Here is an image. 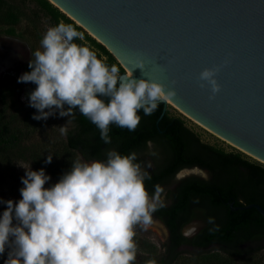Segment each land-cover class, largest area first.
<instances>
[{"label": "clouds", "instance_id": "1", "mask_svg": "<svg viewBox=\"0 0 264 264\" xmlns=\"http://www.w3.org/2000/svg\"><path fill=\"white\" fill-rule=\"evenodd\" d=\"M84 39L82 32L63 21L48 28L40 49L31 53L30 71L17 83L36 85L27 94L28 106L38 113L32 119L46 121L57 113L70 117L59 127L66 134L78 110L108 145L110 125L135 131L141 120L138 112L152 115L175 91L149 79H135L129 69L121 75L90 46L75 42ZM137 68L144 69L142 60L136 61L133 70ZM217 71L204 69L199 74L213 95L220 90ZM52 158L48 155L44 163L50 164ZM137 159L135 152L121 155L109 150L102 161L77 160L50 187H45L51 177L43 168L25 169L21 199H0L6 206L0 214V256L7 249L3 264H136V229L148 230L153 214L165 206L161 186H154L151 194L146 190L145 180L151 177ZM145 264L157 262L148 259Z\"/></svg>", "mask_w": 264, "mask_h": 264}, {"label": "water", "instance_id": "2", "mask_svg": "<svg viewBox=\"0 0 264 264\" xmlns=\"http://www.w3.org/2000/svg\"><path fill=\"white\" fill-rule=\"evenodd\" d=\"M47 1L133 78L174 90L167 102L184 117L264 162V0ZM214 68L215 95L199 80Z\"/></svg>", "mask_w": 264, "mask_h": 264}, {"label": "trees", "instance_id": "3", "mask_svg": "<svg viewBox=\"0 0 264 264\" xmlns=\"http://www.w3.org/2000/svg\"><path fill=\"white\" fill-rule=\"evenodd\" d=\"M31 1L50 15L57 25L63 21L81 31L47 0ZM95 44L99 51L97 57L99 54L106 57L104 62L117 66L122 74L124 71L114 57L102 45ZM138 115L141 120L135 131L110 125L112 142L108 145L101 141L96 126L81 115L76 126L67 131L63 146L56 147L61 153L50 154L53 156L50 168L61 177L77 160L102 161L109 150L121 155L135 152L137 162L151 177L145 180L150 194L154 186L164 188L172 183L180 170L197 168L205 171L206 179L189 175L175 181L169 193V204L153 214V218L162 220L169 231L162 244V253L158 256L140 255L136 264H145L148 259H155L157 264H173L181 254L179 247L182 245H189L196 251L215 246L222 255L218 258L222 264H255L252 261L254 252L259 249H251V244L264 241V216L254 208H240L258 204L264 210V166L239 153L225 152L203 143L183 120L164 111L163 103H159L150 116H145L142 110ZM20 142L21 137L12 125L0 120V151H10ZM148 144L159 151L157 161L147 155ZM197 217L205 221V226L193 238L187 239L181 229Z\"/></svg>", "mask_w": 264, "mask_h": 264}, {"label": "rangeland", "instance_id": "4", "mask_svg": "<svg viewBox=\"0 0 264 264\" xmlns=\"http://www.w3.org/2000/svg\"><path fill=\"white\" fill-rule=\"evenodd\" d=\"M74 24L78 26L76 23ZM54 26H57V24L51 16L38 8L36 3L31 0H0V34H11L26 41L30 45L32 53L40 49V41L46 30ZM80 29L85 39L84 41L77 40L75 42L90 46L98 54L99 51L95 43L99 42L81 27ZM99 59L105 61L106 57L99 54ZM20 100L21 97L18 92L6 95V98H3L0 94V120L10 123L12 129L21 137V142L14 149L7 152L0 151V199L4 201L13 200L15 202L21 199L19 192V189L23 187L21 177L25 176V169L29 167L32 171H38L43 168L45 174L51 177L45 187L54 185L60 179L56 172L50 168L49 164H45L44 161L50 154L61 153L60 149L58 150L59 152L56 149V147L63 146L64 142V134L61 133L59 127L66 125L67 118L59 117L56 114L46 121L34 120L32 116L38 114L36 110L26 104H21ZM166 110L170 116L183 120L186 127L193 131L203 143L222 149L225 152L239 153L245 159L264 166V164L228 144L227 141L190 121L169 103ZM69 127L70 124L68 123L67 130ZM146 153L153 157L155 161L158 160L160 155L152 144L147 145ZM190 170L194 172L187 173L183 177L189 175H197L203 179L208 177L205 171L197 168ZM190 170L184 171L189 172ZM176 180L177 178L163 188L165 205L170 202L169 193L173 189ZM5 207V205L0 204V214L5 210ZM204 226L205 221L197 217L182 228V233L186 237H190L197 234ZM136 233L134 239L138 246L137 257L140 255L158 256L162 253V244L167 238V230L160 221L154 220L146 231L138 226ZM251 249H259L258 251L256 250V253L254 252L252 261H255V264H264V241L251 244ZM189 252L192 254H189ZM221 256L215 246L203 251L181 248V254L173 264H222L218 259ZM6 258L7 249L5 254L0 256V264H3Z\"/></svg>", "mask_w": 264, "mask_h": 264}, {"label": "flooded vegetation", "instance_id": "5", "mask_svg": "<svg viewBox=\"0 0 264 264\" xmlns=\"http://www.w3.org/2000/svg\"><path fill=\"white\" fill-rule=\"evenodd\" d=\"M31 53L32 50L30 48V45L26 41L17 38L15 36H12L11 34H0V94L3 96V98H6V95H12L18 92V94L21 97L20 103L28 105L27 94L33 91L36 85L30 82L17 83V79L23 73L30 71V69L28 68V63L31 60ZM80 117L81 114L78 112V110H76L75 117L70 120L69 122L70 127L67 131L71 130L74 126H76L77 124L76 120ZM65 118H67L68 120L70 117H65ZM65 137L66 134H64V138ZM183 170H190V169H183ZM180 178L181 177H178L176 181L180 180ZM154 220L160 221L165 226L163 221L160 220L159 218H153V221ZM166 230H167V238H168L169 231L167 228ZM181 234L184 237H186L182 233V229H181ZM197 234H194L193 236L186 238L191 239ZM181 248H189L194 250L189 245H182L181 247H179V249Z\"/></svg>", "mask_w": 264, "mask_h": 264}, {"label": "bare ground", "instance_id": "6", "mask_svg": "<svg viewBox=\"0 0 264 264\" xmlns=\"http://www.w3.org/2000/svg\"><path fill=\"white\" fill-rule=\"evenodd\" d=\"M95 39V38H94ZM100 43V42H99ZM101 44V43H100ZM102 45V44H101ZM110 51V50H109ZM111 52V51H110ZM112 53V52H111ZM119 62V61H118ZM121 65V64H120ZM122 66V65H121ZM124 69H125V71L127 72L128 71V68L127 67H124V66H122ZM130 70V69H129ZM132 76H135V73L132 71ZM166 103L168 104V102L166 101ZM213 134V133H212ZM215 135V134H214ZM217 136V135H216ZM217 137H219V136H217ZM219 138H221V137H219ZM222 140H224V141H227V140H225V139H223V138H221ZM228 142V141H227ZM228 144H230V145H232L233 147H235L236 149H238V150H240L241 152H243V153H245V154H247V155H249L250 157H252V158H254L255 160H257V161H259V162H261V163H263L264 164V162L263 161H261L260 159H258V158H256L255 156H253V155H251V154H249V153H247V152H245V151H243L242 149H240V148H238V147H236L235 145H233L232 143H230V142H228ZM194 171L193 170H190L189 172L187 171H184V170H182V171H180V173L178 174V177H182V176H184V175H186L187 173H193ZM193 227H195V226H193ZM193 232V231H192ZM188 233V232H187ZM191 233V232H190Z\"/></svg>", "mask_w": 264, "mask_h": 264}]
</instances>
